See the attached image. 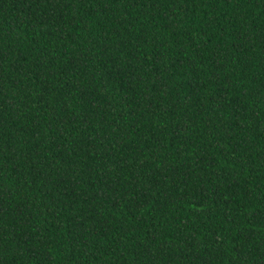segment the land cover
Returning <instances> with one entry per match:
<instances>
[{
  "label": "trees",
  "instance_id": "16d2710c",
  "mask_svg": "<svg viewBox=\"0 0 264 264\" xmlns=\"http://www.w3.org/2000/svg\"><path fill=\"white\" fill-rule=\"evenodd\" d=\"M0 264H264V0H0Z\"/></svg>",
  "mask_w": 264,
  "mask_h": 264
}]
</instances>
